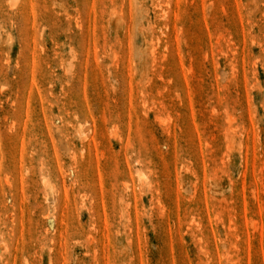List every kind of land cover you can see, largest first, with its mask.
<instances>
[{
    "label": "rangeland",
    "instance_id": "1",
    "mask_svg": "<svg viewBox=\"0 0 264 264\" xmlns=\"http://www.w3.org/2000/svg\"><path fill=\"white\" fill-rule=\"evenodd\" d=\"M0 264H264V0H0Z\"/></svg>",
    "mask_w": 264,
    "mask_h": 264
}]
</instances>
